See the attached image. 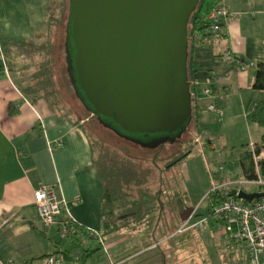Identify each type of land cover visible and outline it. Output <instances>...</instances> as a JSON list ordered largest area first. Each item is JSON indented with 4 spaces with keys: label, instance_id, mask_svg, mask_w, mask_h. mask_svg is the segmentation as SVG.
<instances>
[{
    "label": "crops",
    "instance_id": "crops-1",
    "mask_svg": "<svg viewBox=\"0 0 264 264\" xmlns=\"http://www.w3.org/2000/svg\"><path fill=\"white\" fill-rule=\"evenodd\" d=\"M53 1L0 0V264H47L50 257L60 259V264H105V251L137 242L128 236L109 243L115 233L109 236L104 231L103 184L86 129L46 100L24 93L42 57L29 54L24 46L43 41L49 33ZM222 7L229 18L220 37L197 41L191 50L199 83L194 90V132L197 144L202 142L198 133L207 134L210 151L235 150L241 157L264 138V129L248 112L264 101V92L252 88L257 66L264 63V0H223ZM227 51L256 68L239 72L224 59ZM206 87L210 96L204 94ZM215 108L221 116L215 115ZM234 179H242L241 167L236 175L210 176L212 187H224ZM42 187L53 188L66 201L78 230L72 242L63 239L56 225L47 227L37 219L34 193ZM228 188L233 192L236 187ZM252 190L250 194L261 193ZM97 236L105 241L103 246ZM235 247L245 259L242 246Z\"/></svg>",
    "mask_w": 264,
    "mask_h": 264
},
{
    "label": "water",
    "instance_id": "water-1",
    "mask_svg": "<svg viewBox=\"0 0 264 264\" xmlns=\"http://www.w3.org/2000/svg\"><path fill=\"white\" fill-rule=\"evenodd\" d=\"M200 0H69L67 72L84 108L144 149L187 133L194 98L188 24ZM251 203L264 193L233 191Z\"/></svg>",
    "mask_w": 264,
    "mask_h": 264
},
{
    "label": "rangeland",
    "instance_id": "rangeland-1",
    "mask_svg": "<svg viewBox=\"0 0 264 264\" xmlns=\"http://www.w3.org/2000/svg\"><path fill=\"white\" fill-rule=\"evenodd\" d=\"M68 9L69 0H54L50 7L49 33L43 41L28 46L26 50L29 54L41 55V64L48 63L52 69L53 81L60 95L51 103L55 105V109L66 113L86 129L93 145L94 159L97 161L101 153L102 156L113 153V150H117V147H121L123 143L114 133L100 126L96 118L88 113L70 85L64 48ZM198 134L202 140L201 144H197L198 136L194 129L190 128L189 132L182 137L184 144L159 147L160 149L143 152V154L140 150L132 152L140 157L142 170L146 172V182L140 188L133 186L123 190V196L127 197L121 203L115 204L113 214L110 210L107 212L105 233L107 235L115 233V238H110L109 243L128 236L136 238L137 242L135 245L132 242L124 245L114 252L109 249L105 251L103 253L105 264L243 263L244 255L240 256L241 252L238 247H235L237 244L223 228L213 229L212 233L198 231L187 238L185 236L182 239L181 237L172 239L175 235L173 231L177 230V226L184 220L183 216L189 214L185 211L195 209L198 214L205 216L208 214L210 205L208 194L212 187L210 176L219 173L236 175L240 167L239 152L225 151L222 148L210 151L206 146L207 134L204 132ZM190 149L192 150L187 160L173 167L172 170L167 168ZM221 167L225 170L222 171ZM243 189L244 192L251 190L247 187ZM168 190L171 191L163 193ZM140 191L144 192L149 199L152 198V204H148V208L143 209L142 214L136 217V220H130L126 217L127 213L124 210L131 207V205L127 206V203L138 200ZM176 202H181L183 205L181 209L177 208V212L173 209ZM147 209L149 213L147 217L145 216L144 222L137 223L138 218L147 214ZM181 210H183L182 218H179ZM174 217L177 220L176 224L170 222V219ZM139 231L141 235L136 234ZM119 232L123 233L116 236ZM236 232L237 230L234 229V234ZM63 239L66 242H72L70 238L63 237ZM98 239L101 242L100 246H103L105 241L100 237ZM93 247H98V243H93ZM241 251L243 253L244 250L241 249ZM233 255L237 256L236 260Z\"/></svg>",
    "mask_w": 264,
    "mask_h": 264
},
{
    "label": "trees",
    "instance_id": "trees-1",
    "mask_svg": "<svg viewBox=\"0 0 264 264\" xmlns=\"http://www.w3.org/2000/svg\"><path fill=\"white\" fill-rule=\"evenodd\" d=\"M222 1L223 0H200L199 5L196 9V11L192 14L189 24H188V35L190 39V44H189V57H188V74H189V81L192 82L197 80L196 75H197V67L191 57V50L192 47L196 45L200 40H203L205 42H211L213 41L214 34L211 32V21L209 19L210 13L217 9L222 7ZM70 6V5H69ZM223 8V7H222ZM49 11V22L51 21L50 18V7L48 9ZM69 13V9H68ZM69 16V14H68ZM68 24V22H67ZM51 26V22L49 24ZM66 30H67V25H66ZM66 40V39H65ZM198 41V42H197ZM25 50L27 49V45L24 46ZM65 48V47H64ZM26 52H28L26 50ZM66 55V54H65ZM67 65V64H66ZM68 73V72H67ZM53 73L52 69L49 67L48 63H40L38 64L36 68L35 74L32 75L31 77V84L30 86L25 89L24 93L33 96L34 99H44L46 100L51 108L57 112H62L57 109H55V105L51 103L52 100L56 99L59 97V89L57 88V85L53 81ZM69 78V75H68ZM70 81V78H69ZM34 84H33V83ZM70 85L73 88L71 81ZM253 90L257 92H264V63L260 64L257 66L256 69V74H255V81L253 84ZM74 90V88H73ZM195 88L192 87L191 85V91L194 93ZM75 93V91H74ZM76 95V94H75ZM79 100V99H78ZM80 101V100H79ZM82 104V103H81ZM84 107V106H83ZM195 109L196 107L193 106V118L191 121V124L189 126V129H195V123H196V114H195ZM251 121L258 125L259 127L264 129V101L257 104L253 105L249 108L248 110ZM89 113V112H88ZM66 114V113H63ZM91 115V113H89ZM94 117V116H93ZM96 118V117H94ZM98 121V119L96 118ZM98 123L100 126H102L104 129L105 128L99 121ZM189 129L187 133L189 132ZM109 130V129H107ZM111 131V130H109ZM114 133L113 131H111ZM115 134V133H114ZM116 135V134H115ZM117 136V135H116ZM118 137V136H117ZM123 145L120 147H117V150H113V153L103 155L101 153V157L96 161L94 159V165L98 173V177L101 180L103 184V217H104V225L105 229L107 228L106 225V218H107V212L110 210V213H114L115 209V204L116 203H121L122 201L125 200V197L123 196V190L127 188H132L133 186L140 188L142 185L145 184L146 182V172L142 170L141 167V160L139 159L140 157H137L134 155L135 153H132L135 151H141L142 154L143 152L150 151L149 149H144L140 146H137L125 139H122L118 137ZM182 139L178 141L175 144H170L167 143L165 145L160 146V148H163L164 146H172V145H180L182 143ZM92 143V142H91ZM184 144V143H182ZM132 147V149H130ZM159 148V149H160ZM93 149V145H92ZM158 149V148H157ZM192 149H190L186 154L183 156L179 157L176 161H174L172 164L167 166V168L172 170L174 166L177 164H180L183 162L190 154ZM264 153V138L263 142L260 145H255L253 151H246L244 152L241 157H240V167H241V175L242 179L241 180H247V181H255L259 177L264 178V158H261V155ZM94 154V152H93ZM112 154V155H111ZM169 170V171H170ZM233 181H239V179H234ZM140 195L138 196V200H133L130 203H127V206H130L127 210H124L127 214L126 217H129L130 220H136V217H139L140 214H142L143 209L146 207L148 208V204H152V198L149 199V197L142 191L139 192ZM165 194V192H163ZM219 196V194H218ZM210 205L208 208V214L201 215L198 214V212H189L187 216H183V222L177 226V230L173 231L174 237L172 238L175 240L177 237H183L186 236L189 237V235L193 236L194 233H198V229H189L182 231L180 233H177L180 231L183 226L186 224V222L190 219L188 222L187 228L191 227L194 223L201 219H206V224H205V230L201 231H207L209 233H212L211 231L214 229H224L225 224L216 222L211 219V205L214 204L216 201L215 196H210ZM247 203V202H246ZM173 204V203H172ZM181 209L183 207L181 202H176L175 207V212H177V208ZM164 209V207H163ZM149 211L147 209V214L144 215L143 217L138 218L139 224H142L147 217ZM182 213L183 210L179 212L181 216L179 218H182ZM146 216V217H145ZM143 218V219H142ZM171 223L173 222L176 224L177 220L176 218L170 219ZM182 225V226H181ZM162 227V225H161ZM128 229V228H127ZM126 230V229H125ZM105 231V230H104ZM130 231V230H128ZM114 232H112L113 234ZM136 233V232H135ZM110 234V233H108ZM137 235H141V232L139 231L136 233ZM185 238V239H186ZM171 240V239H170ZM192 240V238H191ZM237 241V240H236ZM234 243V242H233ZM238 244L242 246V248L245 251V247L242 243L237 241ZM237 244V246H238ZM141 252V251H140ZM144 254V252H143ZM142 255V254H140Z\"/></svg>",
    "mask_w": 264,
    "mask_h": 264
},
{
    "label": "built area",
    "instance_id": "built-area-1",
    "mask_svg": "<svg viewBox=\"0 0 264 264\" xmlns=\"http://www.w3.org/2000/svg\"><path fill=\"white\" fill-rule=\"evenodd\" d=\"M228 18V12L222 7L210 13L211 32L214 34L215 39L220 37L222 27L227 23ZM223 57L229 63L236 66L239 72H247L250 69L256 68L252 63L242 62L231 51L225 52ZM191 85L196 88L199 83L195 80ZM204 94L210 96L211 90L206 87ZM193 98L195 101L194 93ZM214 113L217 116L222 115L220 109L215 108ZM221 170L223 169L221 168ZM233 186L236 187L234 190L237 192L244 191L243 187H247L264 193V178L259 177L255 181H234L224 187L215 185L208 194L209 197H217L214 204L211 205V219L224 223V231L234 236L237 241L244 245L247 264H264V198L254 200L251 203L238 200L232 195V189L228 188H232ZM246 193H249V190ZM33 205L36 210L37 219L42 224L47 227L56 225L60 234L66 238L77 235L78 230L69 216L66 201L59 198L53 188L42 187L37 190L34 193ZM190 219L178 233L193 228L200 231L205 230L206 219H201L187 228ZM234 227L237 230L235 234ZM61 262L60 259L55 257L47 259V264H60Z\"/></svg>",
    "mask_w": 264,
    "mask_h": 264
}]
</instances>
